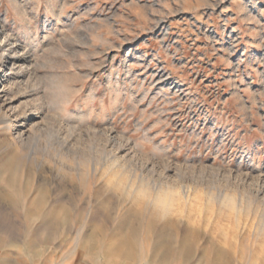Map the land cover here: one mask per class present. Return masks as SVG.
<instances>
[{"label":"rangeland","instance_id":"374dc122","mask_svg":"<svg viewBox=\"0 0 264 264\" xmlns=\"http://www.w3.org/2000/svg\"><path fill=\"white\" fill-rule=\"evenodd\" d=\"M0 18L33 59L2 115L37 113L0 123V264H264V0Z\"/></svg>","mask_w":264,"mask_h":264},{"label":"bare ground","instance_id":"6f19581e","mask_svg":"<svg viewBox=\"0 0 264 264\" xmlns=\"http://www.w3.org/2000/svg\"><path fill=\"white\" fill-rule=\"evenodd\" d=\"M167 32H168V29H167ZM29 51L30 50L27 48V45L24 44V42H22V41L19 42L17 37L9 32V30L3 24V21L0 18V123L4 124L6 122H9L11 124V126H14L18 122L19 118H17V116L20 117L19 115H17L15 118L11 119V118H7V117L3 116L2 113L4 112L3 111L4 108L7 106V103H8L7 100L11 99V98L9 99L7 97L12 96L11 94H13L16 91V89L18 90V92L23 93L22 92L23 87L27 86V84L29 82V77L32 74L31 70L33 68V67L31 68V65L33 64L32 63L33 59L30 57ZM24 92H26V87H25ZM12 99H14V98H12ZM36 114L37 113H35V112H30L29 114L23 113L20 118L22 120H24V122H27L31 117H35ZM23 124L24 123L20 124L19 125L20 128H18L19 133L21 134V137H23V135H24L23 132H25V131H23V132L20 131L23 128L22 127ZM25 133H27V132H25ZM20 134H19V137H20ZM238 177L240 178V176H238ZM261 179H262V177H261ZM254 180H256V179H254ZM261 191H263V190H259V192H261ZM259 192H257V194ZM261 193H263V192H261Z\"/></svg>","mask_w":264,"mask_h":264}]
</instances>
